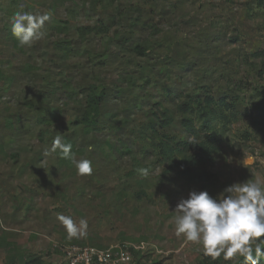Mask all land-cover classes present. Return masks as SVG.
Returning <instances> with one entry per match:
<instances>
[{
	"label": "rangeland",
	"instance_id": "obj_1",
	"mask_svg": "<svg viewBox=\"0 0 264 264\" xmlns=\"http://www.w3.org/2000/svg\"><path fill=\"white\" fill-rule=\"evenodd\" d=\"M17 13L50 17L31 47L12 34ZM97 22L106 35L76 31ZM139 43L144 56L133 52ZM256 52L264 0H0V264H65L63 248L122 243L142 246L130 250L135 264H198L202 246L176 235L179 201L264 184V132L251 113L264 90ZM92 84L105 89L98 123L76 125ZM186 95L221 101L220 141L205 165L213 186L182 171L183 149L171 159L157 149L160 139H191L177 108ZM58 136L92 162L90 175L61 160ZM59 215L86 221L82 234L70 238Z\"/></svg>",
	"mask_w": 264,
	"mask_h": 264
},
{
	"label": "clouds",
	"instance_id": "obj_2",
	"mask_svg": "<svg viewBox=\"0 0 264 264\" xmlns=\"http://www.w3.org/2000/svg\"><path fill=\"white\" fill-rule=\"evenodd\" d=\"M50 17L47 14L17 13L12 19V34L21 46L31 47L43 35L41 29ZM55 146L64 158L70 159L78 175H90L92 162L76 160L71 144L56 137ZM92 148L89 146V151ZM147 175V169H139ZM223 198H213L207 191H191L176 206L177 236L199 244L203 254L213 260L223 256L225 261L242 258L243 264H259L264 260V184L259 180L236 183L226 187ZM220 195V196H221ZM58 220L70 238L82 234L86 221L74 223L70 216L59 215Z\"/></svg>",
	"mask_w": 264,
	"mask_h": 264
},
{
	"label": "trees",
	"instance_id": "obj_3",
	"mask_svg": "<svg viewBox=\"0 0 264 264\" xmlns=\"http://www.w3.org/2000/svg\"><path fill=\"white\" fill-rule=\"evenodd\" d=\"M109 28L108 25L97 22L93 27H78L76 31L80 37L89 34L102 36L109 32ZM147 49L148 47L146 45H141L139 43L133 47V52H135L137 56H144ZM253 56L263 58L259 75H264V52H256ZM104 98L105 89L102 86L96 84L90 85L86 95L83 113L74 124L87 127L96 126L99 118L100 104ZM201 103H204V105ZM219 103H221V101H216L210 96H206L204 100H200L197 97L186 95L185 100L180 102L177 108L182 115L181 124L184 130L190 134L191 139L179 144L180 146H171L161 139L157 144L160 155L165 159H171L176 152L182 153L181 150L183 149L185 154L183 157L185 170L182 171L191 174L199 182L211 186L216 185L218 179L214 173L206 170L205 165L211 161L214 149L220 141V137L215 131L214 121L219 118L223 119L225 116H221L220 108H217L220 107ZM223 105L225 104L223 103ZM214 108L216 109L214 110ZM251 113L253 115L254 126L261 132H264V90L258 91L256 94V101L252 105ZM188 115H195L198 118V125L196 121ZM170 123L171 119L168 117H164L161 121V124L164 126ZM64 143L71 144V154L73 156L75 149L72 142L70 140H65ZM60 157L62 161L66 159L62 156L61 152ZM188 167L193 168L192 173L189 171ZM219 259L220 257L213 260L211 257L204 255L198 264H220ZM259 264H264V260H260Z\"/></svg>",
	"mask_w": 264,
	"mask_h": 264
},
{
	"label": "built area",
	"instance_id": "obj_4",
	"mask_svg": "<svg viewBox=\"0 0 264 264\" xmlns=\"http://www.w3.org/2000/svg\"><path fill=\"white\" fill-rule=\"evenodd\" d=\"M142 246L122 243L107 249L95 247H66L62 249L65 264H135L130 250H141Z\"/></svg>",
	"mask_w": 264,
	"mask_h": 264
}]
</instances>
